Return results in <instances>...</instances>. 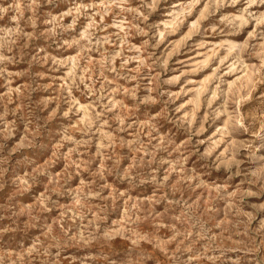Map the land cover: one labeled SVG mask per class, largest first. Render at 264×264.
Listing matches in <instances>:
<instances>
[{
    "label": "rangeland",
    "instance_id": "374dc122",
    "mask_svg": "<svg viewBox=\"0 0 264 264\" xmlns=\"http://www.w3.org/2000/svg\"><path fill=\"white\" fill-rule=\"evenodd\" d=\"M0 264H264V0H0Z\"/></svg>",
    "mask_w": 264,
    "mask_h": 264
}]
</instances>
